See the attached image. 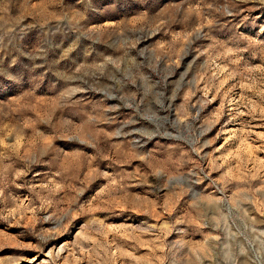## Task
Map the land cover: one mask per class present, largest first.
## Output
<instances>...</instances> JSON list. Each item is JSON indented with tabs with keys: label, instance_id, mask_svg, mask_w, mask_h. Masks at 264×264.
Returning a JSON list of instances; mask_svg holds the SVG:
<instances>
[{
	"label": "rangeland",
	"instance_id": "1",
	"mask_svg": "<svg viewBox=\"0 0 264 264\" xmlns=\"http://www.w3.org/2000/svg\"><path fill=\"white\" fill-rule=\"evenodd\" d=\"M0 264H264V0H0Z\"/></svg>",
	"mask_w": 264,
	"mask_h": 264
}]
</instances>
